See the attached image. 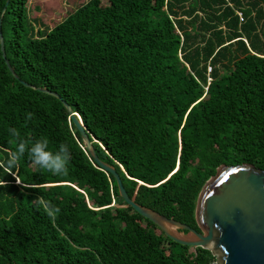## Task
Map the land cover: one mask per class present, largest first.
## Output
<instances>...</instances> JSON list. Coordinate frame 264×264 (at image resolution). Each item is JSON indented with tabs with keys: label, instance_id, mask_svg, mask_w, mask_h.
Instances as JSON below:
<instances>
[{
	"label": "trees",
	"instance_id": "1",
	"mask_svg": "<svg viewBox=\"0 0 264 264\" xmlns=\"http://www.w3.org/2000/svg\"><path fill=\"white\" fill-rule=\"evenodd\" d=\"M29 1L0 0V161L40 139L70 159L61 175L27 152L0 168V264H206L210 250L125 201L64 101L132 199L200 230L198 198L220 166L264 169V0H86L53 27Z\"/></svg>",
	"mask_w": 264,
	"mask_h": 264
},
{
	"label": "water",
	"instance_id": "2",
	"mask_svg": "<svg viewBox=\"0 0 264 264\" xmlns=\"http://www.w3.org/2000/svg\"><path fill=\"white\" fill-rule=\"evenodd\" d=\"M1 45L6 58L2 34ZM6 62L12 73L19 77L8 59ZM24 84L60 97L50 89L25 81ZM64 104L82 134L85 147L99 165L116 175L120 195L168 237L183 245L210 250L216 264H264V169L252 163L220 166L200 192L196 208L198 230L132 199L116 170L99 159L78 114L66 101Z\"/></svg>",
	"mask_w": 264,
	"mask_h": 264
},
{
	"label": "clouds",
	"instance_id": "3",
	"mask_svg": "<svg viewBox=\"0 0 264 264\" xmlns=\"http://www.w3.org/2000/svg\"><path fill=\"white\" fill-rule=\"evenodd\" d=\"M9 131L13 136H19L16 129H10ZM25 152H27L31 163L42 170H46L53 175H61L67 172V163L70 159L68 145L61 143L59 150L54 153L48 150V142L45 139L36 140L31 146H28L25 142H19L16 150L9 151L7 159L0 161V168H4L9 174H12V169L18 166ZM17 183L21 182L17 180ZM0 187H6L4 180H0ZM34 203L36 208H42L50 219H55L56 214L59 212L58 208H55L50 201L45 200L42 196H38Z\"/></svg>",
	"mask_w": 264,
	"mask_h": 264
},
{
	"label": "rangeland",
	"instance_id": "4",
	"mask_svg": "<svg viewBox=\"0 0 264 264\" xmlns=\"http://www.w3.org/2000/svg\"><path fill=\"white\" fill-rule=\"evenodd\" d=\"M86 0H30V17L39 18L48 27L65 19L69 12Z\"/></svg>",
	"mask_w": 264,
	"mask_h": 264
},
{
	"label": "built area",
	"instance_id": "5",
	"mask_svg": "<svg viewBox=\"0 0 264 264\" xmlns=\"http://www.w3.org/2000/svg\"><path fill=\"white\" fill-rule=\"evenodd\" d=\"M206 264H216V259L215 257L209 260Z\"/></svg>",
	"mask_w": 264,
	"mask_h": 264
}]
</instances>
